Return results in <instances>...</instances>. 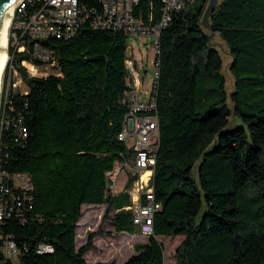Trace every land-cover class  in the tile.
<instances>
[{
    "label": "trees",
    "instance_id": "1",
    "mask_svg": "<svg viewBox=\"0 0 264 264\" xmlns=\"http://www.w3.org/2000/svg\"><path fill=\"white\" fill-rule=\"evenodd\" d=\"M82 1L102 8L100 0ZM209 1H190L160 32L153 187L162 207L153 233L123 262L90 263L94 235L77 246V226L84 203H106L116 229L139 231L127 208L137 175L130 172L117 192L108 178L117 161L134 156L120 137L130 35L89 18L68 38L44 40L56 49L59 72L32 75L26 55L17 56L27 90L2 91L0 172L11 193L0 196H20L22 213L0 221V232L12 234L22 254L6 264H165L163 235L183 237L176 264H264V0H219L210 12V30L232 56L231 87L223 52L203 24ZM163 7L164 0H139L133 11L155 24ZM237 116L244 125L235 124ZM18 174L29 187L16 184ZM43 244L53 249L40 251Z\"/></svg>",
    "mask_w": 264,
    "mask_h": 264
},
{
    "label": "built area",
    "instance_id": "2",
    "mask_svg": "<svg viewBox=\"0 0 264 264\" xmlns=\"http://www.w3.org/2000/svg\"><path fill=\"white\" fill-rule=\"evenodd\" d=\"M100 1L102 8L99 10L93 5L88 6L82 0H17L10 26L9 46L13 48L12 53L9 54L10 61L17 59L19 54H25L22 63L31 61L33 68L42 65L58 66L56 49L46 44L44 40L52 36L68 38L89 18L94 27L121 29L132 36L151 35L157 52L161 30L172 19L175 11L185 8V1L188 0H164L162 18L155 24L143 23L135 16L133 9L139 0ZM127 66L130 85L125 91L124 100L128 104L129 111L120 137L134 149V156L125 161H117L114 168L108 172V178L110 186L115 191V185L123 170L126 169L128 173L131 172L139 177L143 170L150 172L145 183L139 184L135 201L131 200L127 208L133 210V223L138 230L143 234H151L154 231L155 214L162 207V202L157 199L153 187L159 147L156 100L152 94L153 83L151 89L142 91L145 80L133 55H129ZM157 75L156 67L153 82ZM2 177L1 175L0 191L6 192L7 195L11 190L3 182ZM20 177L24 178L22 184H17V181L16 184L24 189L29 187L28 176L18 174V178ZM129 191H132L131 188ZM12 200L10 202L6 197L0 196V221L11 216L15 211L17 215H21L20 196L12 194ZM52 249L50 244H43L40 251ZM21 254L22 249L13 235L0 232V264L16 261Z\"/></svg>",
    "mask_w": 264,
    "mask_h": 264
},
{
    "label": "rangeland",
    "instance_id": "3",
    "mask_svg": "<svg viewBox=\"0 0 264 264\" xmlns=\"http://www.w3.org/2000/svg\"><path fill=\"white\" fill-rule=\"evenodd\" d=\"M206 27L209 29L211 34L210 37L212 43L218 46L223 52L225 64L224 72L227 75L228 85L231 87L234 77L228 69L229 62L232 59L228 45L220 34L215 32L213 33V31L210 30V27L207 25ZM129 43L130 46L133 47V56L137 61L139 71L145 80L142 88V91L144 92L146 89H151L155 76L156 66L154 59L156 53V44L154 38L151 35H130ZM16 60V58L11 60L12 63L10 64L8 70L6 69L4 76L3 89H6L7 93H10L11 91L25 92L27 90V84L16 67ZM11 61L9 58V62ZM22 64L27 67V70L32 75H46L52 72H59L58 66L46 67L42 65L38 66L37 68H33V63L31 61H25ZM235 124L244 125L238 116L236 117ZM127 171L128 170L125 169L120 173L114 192L119 191V189L123 186L125 179L126 181L128 180L129 173ZM193 172L195 177H198V162L194 166ZM1 175L2 173L0 172V176ZM15 179L17 184H22L24 178H18V176L15 175ZM137 179L138 176L134 182ZM133 183L131 186L134 185ZM139 188L140 186L133 189L131 188L133 201H135V198L138 196ZM206 207V201L204 200L203 206L197 216L198 219L202 216L206 210ZM114 212V209H110L107 212V204L83 205V215L78 227L77 238L78 246H80L87 241L91 234L94 235L93 247L86 252V258L89 261H124V259L129 257L135 251V245L138 242L146 240L148 234H143L140 231H137L136 234H131L126 231H118L113 222ZM159 238L165 244V264H176L175 250L178 244L182 241L183 237L163 235L159 236Z\"/></svg>",
    "mask_w": 264,
    "mask_h": 264
},
{
    "label": "bare ground",
    "instance_id": "4",
    "mask_svg": "<svg viewBox=\"0 0 264 264\" xmlns=\"http://www.w3.org/2000/svg\"><path fill=\"white\" fill-rule=\"evenodd\" d=\"M193 0L185 1V7ZM17 0H10L4 7L0 16V106L3 91L4 76L9 62L10 26ZM182 10V9H178Z\"/></svg>",
    "mask_w": 264,
    "mask_h": 264
},
{
    "label": "crops",
    "instance_id": "5",
    "mask_svg": "<svg viewBox=\"0 0 264 264\" xmlns=\"http://www.w3.org/2000/svg\"><path fill=\"white\" fill-rule=\"evenodd\" d=\"M149 174H150V172L148 171V170H143L142 171V173H141V175H140V177L138 176V179L133 183L134 185L133 186H131V188L133 189V188H136V187H138L139 186V184H141L142 182H144L145 183V181L147 180V178H148V176H149ZM126 179L124 180V182H123V186L119 189V191L121 190V189H123L124 187H125V185H126ZM131 189V190H132ZM132 192V191H131ZM102 204H106V203H102ZM83 205H95L94 203H84ZM82 215H83V206H82ZM81 218H82V216H81ZM81 218H80V220H81ZM80 220H79V223H78V226H77V237H78V227H79V225H80ZM118 231H126V230H118ZM126 232H129V231H126ZM129 233H131V232H129ZM131 234H136V232L135 233H131ZM146 240H147V238H146ZM146 240H144V241H146ZM84 244V243H83ZM82 245V244H81ZM80 245V246H81ZM77 246H78V238H77ZM90 250V249H89ZM133 253H135V251L133 252ZM132 253V254H133ZM131 254V255H132ZM130 255V256H131ZM129 256V257H130ZM87 256H86V254H85V258H86ZM87 259V258H86ZM126 259H128V257L126 258ZM126 259H124V261L126 260ZM88 260V259H87ZM89 261V260H88ZM111 261H113V260H111ZM90 263H95V262H109V261H95V262H93V261H89ZM118 262H120V261H118ZM121 262H123V261H121Z\"/></svg>",
    "mask_w": 264,
    "mask_h": 264
},
{
    "label": "water",
    "instance_id": "6",
    "mask_svg": "<svg viewBox=\"0 0 264 264\" xmlns=\"http://www.w3.org/2000/svg\"><path fill=\"white\" fill-rule=\"evenodd\" d=\"M9 2H10V0H0V16H1V13H2L4 7ZM218 3H219L218 0H210L208 3V6L206 8L205 14L203 16V24L207 25L210 28H211V23H210L209 15H210V12L212 10H214V8L218 5ZM213 33H214V31H213ZM210 36H211V34H210ZM128 55H132L131 46L128 47Z\"/></svg>",
    "mask_w": 264,
    "mask_h": 264
}]
</instances>
